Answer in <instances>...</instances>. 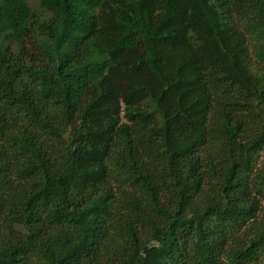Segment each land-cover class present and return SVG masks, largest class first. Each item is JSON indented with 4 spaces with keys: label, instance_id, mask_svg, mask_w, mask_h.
<instances>
[{
    "label": "trees",
    "instance_id": "trees-1",
    "mask_svg": "<svg viewBox=\"0 0 264 264\" xmlns=\"http://www.w3.org/2000/svg\"><path fill=\"white\" fill-rule=\"evenodd\" d=\"M264 0H0V264H264Z\"/></svg>",
    "mask_w": 264,
    "mask_h": 264
},
{
    "label": "rangeland",
    "instance_id": "rangeland-1",
    "mask_svg": "<svg viewBox=\"0 0 264 264\" xmlns=\"http://www.w3.org/2000/svg\"><path fill=\"white\" fill-rule=\"evenodd\" d=\"M262 203L264 204V197H263V199H262Z\"/></svg>",
    "mask_w": 264,
    "mask_h": 264
}]
</instances>
